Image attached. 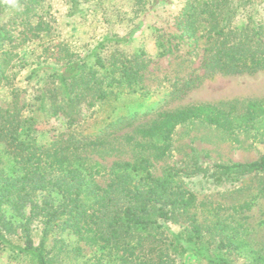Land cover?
I'll list each match as a JSON object with an SVG mask.
<instances>
[{"label":"trees","instance_id":"obj_1","mask_svg":"<svg viewBox=\"0 0 264 264\" xmlns=\"http://www.w3.org/2000/svg\"><path fill=\"white\" fill-rule=\"evenodd\" d=\"M155 1L158 4L164 0ZM44 2L18 0L19 11L10 8L7 2L0 7L2 12L12 14L17 25L29 28L35 35L43 33V37L51 40L53 28L46 21ZM83 2L66 0L67 16L82 15ZM240 2L188 0L173 21L175 32L158 30L157 57L174 56L182 47L186 49L183 56H193L202 27L206 25L214 45L202 60L204 69L228 76L264 71L263 24L255 23L251 16L245 23H235ZM136 3L143 6L145 0H136ZM13 39V34L4 25L0 26V85L7 80L13 61V56L3 46ZM121 42L125 43V39ZM144 54L140 52L129 58L119 52L103 59L94 52L91 65H71L64 71H56L58 91L37 96L38 107L31 117L21 118L18 113L0 109V144L21 173L7 177L0 170V251H17L32 258L35 264H55L47 250L52 230L69 231L91 245H101L111 253L112 264H176V258L188 253L206 264H232L229 254L246 247L236 229L222 223L203 227L190 216L197 196L186 187L184 179L202 172L195 161L188 165L191 172L182 168L164 177H155L149 160L140 157L133 163L117 166L105 187L82 172L80 153L103 147L109 139L133 127L137 119L133 114L115 116L100 122L102 126L93 130L98 120L81 119L80 106L87 105L90 109L98 102L106 103L111 99L116 102L121 95L144 94L140 62ZM198 79L195 76L182 83L174 82L167 98L170 101L182 99ZM87 96L90 100L86 103ZM164 102L153 105L151 112H155V119L138 132L143 143L137 146L146 151L153 145L158 157L170 150L177 127L190 121L232 132L249 131L264 117V100L248 102L241 114L235 106L221 108L210 104L157 111L156 106ZM45 113L50 117L63 116L66 128L48 141L40 142L35 131ZM213 170V184L234 185L246 175L264 173V159L245 164H216ZM261 192L264 194V183ZM38 197L42 199L37 200ZM4 204H8L22 222L15 224L7 218ZM34 221L42 225L37 243L30 230ZM171 225L177 229L172 230ZM18 235L20 244L16 245L13 238ZM146 249L148 257L140 258L136 254ZM253 256L252 264H264V255L253 253Z\"/></svg>","mask_w":264,"mask_h":264},{"label":"rangeland","instance_id":"obj_2","mask_svg":"<svg viewBox=\"0 0 264 264\" xmlns=\"http://www.w3.org/2000/svg\"><path fill=\"white\" fill-rule=\"evenodd\" d=\"M187 1L164 0L156 4L155 0H145L140 6L136 0H84L82 15L70 18L66 0H45L46 21L54 34L51 40L43 37V33L35 35L29 28L17 25L12 14L2 12L0 7V26L4 25L14 36L13 42H6L3 46L13 56V61L7 80L0 85V109L29 118L38 107L37 96L58 91L56 71H64L71 65L89 66L93 63L94 52L103 59L119 52L129 58L144 52L140 57L144 94L121 95L116 102L112 99L106 103L98 102L90 109L87 105L80 106L81 119L87 118L89 122L98 120L93 130L100 128L102 121L115 116L133 114L137 119L133 127L109 139L103 147L80 153L82 172L105 187L117 166L133 163L140 157L149 160L155 177H164L172 170L182 168L191 172L188 165L195 161L202 172L196 171V175L184 179L186 187L197 196L195 208L189 211L190 216L203 227L222 223L236 229L238 238L245 242L246 247L229 254V258L232 264H252L253 253L264 255V194L261 192L264 173L246 175L234 185L217 186L212 183L213 166L264 159V117L259 118L249 131L232 132L200 121H190L177 127L172 135L171 148L162 157L157 156L151 144L146 151L137 146V143H143L138 132L155 119L151 108L159 101L165 102L156 106L157 111L210 104L221 108L235 106L237 113L241 114L248 102L264 100V71L254 75L228 76L203 68L202 60L214 45L206 25L202 27L198 49L193 56H183L186 49L182 47L174 56L157 57L155 42L158 30L175 32L173 21ZM4 2L6 0H0L1 5ZM236 10L235 23H245L251 16L255 23L260 22L264 27V0H241ZM123 39L125 43L121 42ZM195 76L199 77L196 85L182 99L170 101L167 98L174 82L182 83ZM89 100L87 96L84 102ZM65 128L63 116L50 117L45 113L39 119L35 135L40 142H45ZM91 166H94L93 170ZM0 170L7 177L21 174L2 144ZM41 199L38 197L37 200ZM3 211L13 223L22 222L8 204H4ZM27 212L26 209L25 215ZM41 227L38 221L30 225L35 243L41 236ZM171 229L176 230L177 227L171 225ZM18 238L19 235L13 238L16 245L20 244ZM47 250L48 257L55 264H112L111 253L107 249L91 245L69 231L52 230ZM136 254L140 258L148 257L147 249ZM0 264L35 263L28 256L6 249L0 251ZM176 264L206 262L188 253L176 258Z\"/></svg>","mask_w":264,"mask_h":264},{"label":"clouds","instance_id":"obj_3","mask_svg":"<svg viewBox=\"0 0 264 264\" xmlns=\"http://www.w3.org/2000/svg\"><path fill=\"white\" fill-rule=\"evenodd\" d=\"M6 2L10 8H12L15 11H19L18 0H6Z\"/></svg>","mask_w":264,"mask_h":264}]
</instances>
